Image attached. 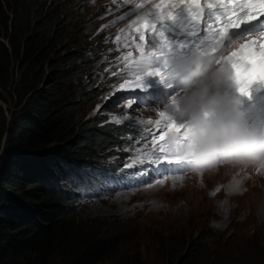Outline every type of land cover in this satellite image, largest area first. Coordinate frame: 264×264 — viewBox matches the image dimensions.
Returning a JSON list of instances; mask_svg holds the SVG:
<instances>
[{"label":"trees","instance_id":"obj_1","mask_svg":"<svg viewBox=\"0 0 264 264\" xmlns=\"http://www.w3.org/2000/svg\"><path fill=\"white\" fill-rule=\"evenodd\" d=\"M82 1L0 0V264H145L137 252H119L131 244L122 225L112 233L111 226L97 230L74 219L60 191L72 185L65 166L80 160L89 168L116 154L121 139L132 140L106 117L86 119L101 96L93 70L106 62L94 47L76 54L71 48L112 24L117 11L84 14L92 4ZM202 233L170 264H212L237 252L225 245L215 254L212 243L232 240Z\"/></svg>","mask_w":264,"mask_h":264},{"label":"rangeland","instance_id":"obj_2","mask_svg":"<svg viewBox=\"0 0 264 264\" xmlns=\"http://www.w3.org/2000/svg\"><path fill=\"white\" fill-rule=\"evenodd\" d=\"M88 1L92 6L85 9L84 14L96 15L104 9L115 10L116 7L124 4L130 5L127 1L124 4L102 5L103 2H107L106 0H97L95 4L92 3V0H83L82 3ZM134 1L136 0H132V2ZM124 11L122 7L118 14L126 15L122 14ZM131 21L125 20L114 28L113 26L108 28L109 31L106 36H103V31H100V28H97L91 36L86 37V42L78 47H73V45L71 48V52L76 54L80 50H88V48L94 47L97 49L96 54H99L100 57L103 56L106 62V66L101 69L104 78L98 83V86L96 85V90L101 93V96L86 119L94 118L93 116L96 115L94 111L100 105L102 107L98 113L100 112L101 116L106 117L107 121L111 120V123L116 121L122 123L132 118H147L149 116L147 113L138 112L131 104L120 105L122 102L120 99L114 104L116 94H113V91L102 93L104 88L110 87L104 84L109 76L122 73L128 67L132 69L127 64L130 62L124 61L123 58L128 54L136 55V52L147 44V34L138 26H129ZM124 23L127 24L123 25ZM109 26L111 25H106V27ZM122 27H124L122 31L115 33L118 28ZM71 34L73 35L72 30ZM141 35L144 36V40L140 39ZM63 52L67 53L65 49H62ZM224 67L228 78L232 77L230 64L226 63ZM93 73L96 74V69L93 70ZM92 80L93 75H88L85 84L91 83ZM225 81L222 80L221 82ZM46 85L47 81L43 88ZM255 87L257 90H261L264 85L258 84ZM115 88L119 89V87ZM221 88L220 83L211 90L212 94H217L218 91L215 90ZM4 107L12 108L10 104L4 105ZM109 107H112V110ZM11 111L14 109L12 108ZM3 142L2 140L0 144V152L4 148ZM138 146L135 147L132 143L120 144L116 147L117 153L111 157L108 156L109 159L107 160L114 163L116 159H120L119 163L124 164L123 161L129 158L128 153L137 152ZM137 159L138 157H135V160ZM67 160L68 162L72 161V159ZM80 162V160L73 161L75 165ZM56 178L54 176L55 180ZM226 179L225 172L211 173L190 181L184 179L183 182H163L157 185H155L156 179L153 178L141 190L134 188L127 194L110 192L109 196L100 201L96 196H86L78 198L77 203L69 201L67 203L73 208L71 217L90 221V224L95 226L97 230L102 228H109L110 230L111 226L112 233H117L119 228H122L120 225H122L131 235V244L125 248L120 247L119 252L122 254L126 252L128 255L137 252L142 255L145 264L174 263L186 252L187 246L195 237L202 236L204 228L214 237H218L220 242L232 240L227 241V243H212L215 250L218 248L215 254L225 250V245L226 250H237L238 248L233 256L226 251L224 252V257L228 261L215 259L212 264H241L244 257L240 255L251 257L250 264H264V219H255L264 216V207L263 209L260 208V200L254 206L247 199L231 200L230 197H226L223 190ZM60 191L65 199L70 195L66 189ZM225 199L228 200L227 204L222 203ZM153 201L157 203L154 204ZM211 261L212 258L209 260V264Z\"/></svg>","mask_w":264,"mask_h":264},{"label":"clouds","instance_id":"obj_3","mask_svg":"<svg viewBox=\"0 0 264 264\" xmlns=\"http://www.w3.org/2000/svg\"><path fill=\"white\" fill-rule=\"evenodd\" d=\"M230 51L229 48L225 55ZM151 67V62L145 59L137 62L135 71L146 73ZM228 79L224 66H205L199 55L187 62V71L180 81L184 95L178 101L181 108L179 115L189 121L194 134L189 138L191 147L181 148L180 152L187 154L183 158L192 162L191 171L196 176L217 173L220 167L218 162L223 161L228 177L223 185L226 197L231 200L247 199L256 206L257 201H264V176H251L244 180L240 173L248 168L264 169V130L256 132L245 127L243 114L239 111V100H228L225 95L212 94L211 90L222 80ZM178 144L180 138L177 135L168 137L167 148L170 152L175 153ZM89 164V168L79 163L67 165V175L71 178L76 173L80 178L102 180V174L105 173L97 170L96 162ZM75 187L76 181L72 180L69 190L73 194L67 197L71 203H77ZM222 203L227 204L228 200Z\"/></svg>","mask_w":264,"mask_h":264},{"label":"snow or ice","instance_id":"obj_4","mask_svg":"<svg viewBox=\"0 0 264 264\" xmlns=\"http://www.w3.org/2000/svg\"><path fill=\"white\" fill-rule=\"evenodd\" d=\"M178 2L180 5L187 4L190 6H198L199 4V0H178ZM235 3L236 0H218V4H227L228 6H232ZM164 6V0H161V3L157 7L163 9ZM139 7H141V5H137V8ZM211 7L212 5L210 4L209 9H211ZM181 12L183 13V9H181ZM240 12L243 13L246 18H239L236 11L228 13L226 19L217 15L216 22L217 24H222V26L218 29H214L213 23L208 22L207 28L204 29V32H209L211 30V35L209 36L214 40L216 45H220L229 33L228 30L230 28H239L242 23L247 26L250 25V21L259 22L258 18L264 17V0H242ZM168 19L171 21L173 16L169 15ZM191 34H196L194 27ZM259 37L264 38V32H261ZM140 39L144 40V36L141 35ZM158 43L161 51H164L165 49L169 51L172 47V42L164 36L163 31L159 33ZM233 57L236 59H233ZM148 60L150 62L155 61L156 53H151ZM227 61L232 68V80L235 83V90L241 97H247L254 84L264 85V41L258 42L254 39L249 43L242 45L240 51L233 53V56L228 57ZM135 65L133 66V71L139 79L137 88L142 89L141 77H143L145 73L136 72ZM146 75L156 77L161 84H167L171 78L169 69H162L161 67H152V70L149 69L146 72ZM121 87L124 86L121 85ZM128 102L131 104L133 100L129 99ZM157 115L161 117V120H157L155 123L159 125L161 122H164L167 129V132L161 131L159 133L160 139L163 140L168 133H175L180 138V144L177 145L175 150L176 159L168 160L169 164H179L181 161L186 160L181 156L180 149L191 147V140L189 138L194 134L193 129L188 122L177 123L171 115H168L167 111L157 110ZM204 115L207 117L208 114L205 113ZM148 123L151 124L153 122L149 120ZM153 139H155V137H153ZM184 141H188V143H184ZM165 151L170 152L164 144H161L159 146V152L164 153ZM159 182L163 183V179L159 178Z\"/></svg>","mask_w":264,"mask_h":264},{"label":"bare ground","instance_id":"obj_5","mask_svg":"<svg viewBox=\"0 0 264 264\" xmlns=\"http://www.w3.org/2000/svg\"><path fill=\"white\" fill-rule=\"evenodd\" d=\"M210 5V4H209ZM209 5L207 6V8L209 9ZM212 5V7H211V9H209L210 11H212L213 13L216 11V9L217 8H215L214 7V5L213 4H211ZM198 6H200V4H198ZM260 18V17H259ZM258 18V19H259ZM197 25V24H196ZM197 28H199V26L197 25ZM141 33V32H140ZM138 34V33H137ZM137 36H139V35H137ZM135 37H136V35H135ZM134 38V37H133ZM135 39V38H134ZM145 39V38H144ZM138 41V40H137ZM141 42V41H140ZM143 43H144V41H143ZM103 110V109H102ZM104 111H105V109H104ZM102 112V111H101ZM95 117V116H94ZM108 117H109V115H108ZM99 120V119H98ZM247 128H248V125L246 126ZM259 206H260V208L261 209H263V207H264V203L262 202V201H259ZM260 209V210H261ZM157 211V210H156ZM264 211V210H263Z\"/></svg>","mask_w":264,"mask_h":264}]
</instances>
